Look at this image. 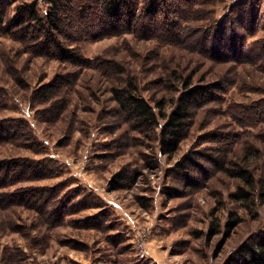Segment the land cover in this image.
I'll use <instances>...</instances> for the list:
<instances>
[{
	"label": "rangeland",
	"instance_id": "1",
	"mask_svg": "<svg viewBox=\"0 0 264 264\" xmlns=\"http://www.w3.org/2000/svg\"><path fill=\"white\" fill-rule=\"evenodd\" d=\"M73 1L89 15H73L59 35L74 57L36 46L31 32L0 31V264H225L264 235V203L247 209L229 196L244 186L230 174L240 168L264 179V56L251 65L201 54L191 34L173 36L172 9L109 32L97 0ZM233 3L200 0L180 25L212 26ZM253 10L245 48L255 55L264 0ZM187 76L213 85L216 100L194 110L177 152L162 155L159 129L130 120L112 89L132 81L169 112ZM230 213L242 221L228 231Z\"/></svg>",
	"mask_w": 264,
	"mask_h": 264
},
{
	"label": "trees",
	"instance_id": "2",
	"mask_svg": "<svg viewBox=\"0 0 264 264\" xmlns=\"http://www.w3.org/2000/svg\"><path fill=\"white\" fill-rule=\"evenodd\" d=\"M43 1L46 3L44 13L40 11L38 0H0V31L13 37L15 34L24 35L31 32V40L36 46L41 45L42 49L46 50L55 49L66 56L74 57L71 53L73 50L63 46L59 35L67 32L71 17L77 15L81 21L88 19L89 15L85 11L88 8L80 2L76 5L73 0ZM97 1L100 5L97 22L109 32H133L135 23L142 16H147L150 20L158 19L161 15L167 18L170 14L168 9H172L171 15H178L175 19L177 29L174 34L172 33L173 36L180 41L182 37L191 34L201 54L214 55L213 58L217 62H240L251 65L261 60L259 56H264V45L255 55L245 48L246 37L255 31L256 16L253 5H258L259 0L258 2L239 0L238 5L233 3L228 10L229 13L212 26L205 24L194 27H181L180 22H183L185 16L193 15L200 0ZM231 11L232 15L227 18ZM250 57L252 59L249 60ZM80 58L77 63L82 62L83 59ZM182 89L169 112L165 111L163 100L152 104L139 94L132 81H129L126 87L113 88L112 96L130 120L136 121L141 127L158 128L160 153L173 156L189 133L194 110L216 100L212 95L213 85H194L191 76L184 78ZM230 174L239 177L244 183V186L230 193L232 199L247 209L254 206L257 200L264 203V179H256L248 168H240ZM126 178L123 169L117 171L110 180V188L114 190L122 188L120 182ZM241 221L237 215L230 213L225 226L230 231ZM217 232L218 226L210 234ZM225 264H264V235L244 240L227 258Z\"/></svg>",
	"mask_w": 264,
	"mask_h": 264
},
{
	"label": "built area",
	"instance_id": "3",
	"mask_svg": "<svg viewBox=\"0 0 264 264\" xmlns=\"http://www.w3.org/2000/svg\"><path fill=\"white\" fill-rule=\"evenodd\" d=\"M138 249L143 251L144 250V244L142 242L137 243Z\"/></svg>",
	"mask_w": 264,
	"mask_h": 264
}]
</instances>
